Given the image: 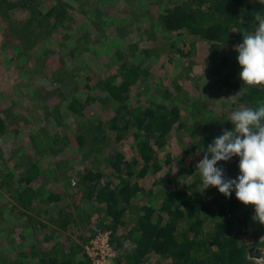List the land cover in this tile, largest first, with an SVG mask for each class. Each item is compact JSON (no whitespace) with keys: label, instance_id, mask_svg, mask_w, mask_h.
<instances>
[{"label":"rangeland","instance_id":"1","mask_svg":"<svg viewBox=\"0 0 264 264\" xmlns=\"http://www.w3.org/2000/svg\"><path fill=\"white\" fill-rule=\"evenodd\" d=\"M187 1L0 0V117L6 125L0 134V264H43V256L56 252L70 264L86 259L83 246L98 230L99 213L81 177L95 169L104 174L101 184H116L119 179L104 160L115 150L128 160L138 158L131 132L118 141L116 131L106 127V138L97 141L99 133L82 125L91 123L87 119L109 121L122 105L157 109L174 103L181 109L182 126L173 129L160 149L161 169L132 177L144 188L156 181L163 188L139 193L126 222L134 220L140 206L159 202L161 190L190 187L201 178L196 165L208 145L225 129H234L228 118L238 109V95L216 70L219 59L210 60L207 43L164 25L163 14L177 5L184 8ZM62 10L66 16L60 20ZM231 50L224 46L216 55L221 58ZM122 65L138 67L124 103L112 100L105 87L108 82L122 84ZM205 114L213 138L203 146L199 123ZM79 133L86 143L78 149L73 137ZM56 137L59 145L52 144ZM66 137L71 141L66 143ZM235 157L217 167L227 173ZM34 164L40 174L29 185L23 179ZM138 164L133 168L137 174L143 163ZM27 186L40 191L28 208L17 197ZM50 193L60 200L47 203ZM60 210L78 219V225L59 228ZM246 232L249 258L264 257V232ZM115 253L112 264L119 255Z\"/></svg>","mask_w":264,"mask_h":264},{"label":"trees","instance_id":"2","mask_svg":"<svg viewBox=\"0 0 264 264\" xmlns=\"http://www.w3.org/2000/svg\"><path fill=\"white\" fill-rule=\"evenodd\" d=\"M183 5L184 8L177 5L163 14L161 19L166 28L186 32L209 45L210 60L215 62V59H219L215 62V67L224 74L222 77L225 78L227 87L237 94L242 88L247 89L243 95H238V103L235 105L238 109L256 108L260 102H264V86L244 85L240 77L243 69L238 62L239 53L234 48L243 42L244 31H255L258 26L255 15H264V4L260 0H188ZM65 16L66 12L62 10L59 13L60 20ZM224 46L232 49V52L218 58L216 52H220ZM191 53L187 51L186 55L190 56ZM122 67L126 70L122 84L108 82L105 87L112 100L124 103L135 83L138 67ZM217 81L221 82L219 79ZM75 111L80 113L79 109ZM205 115L204 121L199 123L204 131L199 140L203 146L213 138L208 133L210 116ZM87 120L91 123L82 125L90 132L99 133L97 137L94 136L95 140L106 138L107 135L103 134L106 127L116 131L118 141L131 132L137 150L138 158L134 160H128L122 150H115L104 160L105 167H110L111 174L119 179L116 184L109 181L101 184L104 174L95 169L85 172L80 180L81 185L88 187L87 198L99 211H96L99 213L97 229L111 232L112 246L119 254L116 264H147L153 259V264H254L249 258L248 240L246 238L245 241L243 237L248 233L247 230L255 231L256 236L264 232V224L254 219L255 205L250 207L239 201L235 191L230 198L214 186L202 191L201 178L190 187L161 190L159 202L140 206L134 220L126 222L127 213L133 208L134 199L139 193L148 190L151 194L155 192L152 189L163 188L162 185H157V181L150 188H144L134 182L132 177H143L149 170L156 173L161 169L160 149L166 145L173 129L182 126L179 124V106L174 103L159 104L157 109H153L122 105L114 111L109 121L103 118L94 123L91 118ZM5 129V122L0 117V134ZM100 134L102 137H99ZM73 138L77 142L74 146L78 149L86 143L85 136L81 133ZM71 139L72 137H66V143ZM60 143L59 137L52 142L53 145ZM97 150L100 151V148ZM138 162L143 163L139 174L133 169L139 165ZM239 163L240 157L237 156L225 173V178L236 179L241 174ZM28 173L23 180L30 185L40 174L39 167L32 165ZM70 178L68 176L69 186ZM39 192L36 188L27 186L23 191L17 192V197L28 208ZM59 200L58 194L50 193L45 201L50 203ZM58 216L56 223L59 221V228L67 229L79 223L78 219L64 214L63 210L59 211ZM41 261L43 264H70L59 257L57 252L43 256ZM79 264L90 263L85 259Z\"/></svg>","mask_w":264,"mask_h":264},{"label":"clouds","instance_id":"3","mask_svg":"<svg viewBox=\"0 0 264 264\" xmlns=\"http://www.w3.org/2000/svg\"><path fill=\"white\" fill-rule=\"evenodd\" d=\"M260 3L264 4V0ZM255 21L258 22L255 31H244L243 42L234 48L239 53L238 62L243 69L240 77L244 85L264 86V15L256 14ZM246 90L242 88L237 95H243ZM228 120L234 129H225L215 138L196 165L202 178V191L214 186L229 198L235 191L239 201L255 205L254 219L264 224V102L256 108L241 107L233 111ZM234 156L240 157L241 174L236 179H227L217 164ZM253 260L264 262V257Z\"/></svg>","mask_w":264,"mask_h":264},{"label":"built area","instance_id":"4","mask_svg":"<svg viewBox=\"0 0 264 264\" xmlns=\"http://www.w3.org/2000/svg\"><path fill=\"white\" fill-rule=\"evenodd\" d=\"M85 258L90 264H112L116 253L112 246L111 232L97 230L84 243Z\"/></svg>","mask_w":264,"mask_h":264}]
</instances>
